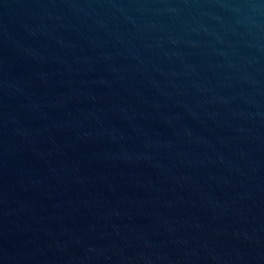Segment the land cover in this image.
I'll return each mask as SVG.
<instances>
[{
  "label": "water",
  "instance_id": "water-1",
  "mask_svg": "<svg viewBox=\"0 0 264 264\" xmlns=\"http://www.w3.org/2000/svg\"><path fill=\"white\" fill-rule=\"evenodd\" d=\"M0 264H264V0H0Z\"/></svg>",
  "mask_w": 264,
  "mask_h": 264
}]
</instances>
